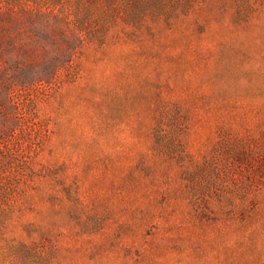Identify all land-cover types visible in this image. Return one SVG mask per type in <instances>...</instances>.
<instances>
[{
    "label": "rangeland",
    "instance_id": "obj_1",
    "mask_svg": "<svg viewBox=\"0 0 264 264\" xmlns=\"http://www.w3.org/2000/svg\"><path fill=\"white\" fill-rule=\"evenodd\" d=\"M0 264H264V0H0Z\"/></svg>",
    "mask_w": 264,
    "mask_h": 264
}]
</instances>
